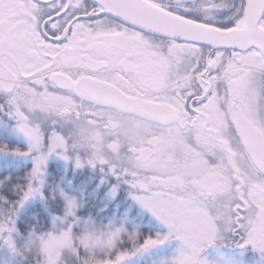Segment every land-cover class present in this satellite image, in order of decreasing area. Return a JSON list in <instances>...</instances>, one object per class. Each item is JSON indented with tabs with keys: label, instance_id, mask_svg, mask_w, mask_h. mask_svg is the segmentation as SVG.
Instances as JSON below:
<instances>
[{
	"label": "snow or ice",
	"instance_id": "obj_1",
	"mask_svg": "<svg viewBox=\"0 0 264 264\" xmlns=\"http://www.w3.org/2000/svg\"><path fill=\"white\" fill-rule=\"evenodd\" d=\"M2 117L28 146L0 153L32 159L0 191L12 256L23 236L34 264H129L171 241L160 264L264 260V0H0ZM53 154L114 177L113 197L126 184L162 230L46 191ZM37 198L61 211L22 235Z\"/></svg>",
	"mask_w": 264,
	"mask_h": 264
},
{
	"label": "trees",
	"instance_id": "obj_2",
	"mask_svg": "<svg viewBox=\"0 0 264 264\" xmlns=\"http://www.w3.org/2000/svg\"><path fill=\"white\" fill-rule=\"evenodd\" d=\"M9 144L10 146L27 148L26 143L10 132L0 130V144ZM59 162L50 161L48 163V177L46 183V191L56 188L57 185L64 187L67 190H73L81 195L85 204L81 208V212L87 214L96 212L103 208L102 215L105 218H120L127 220L129 223H135L144 230L156 231L151 225L149 216L139 210L137 207L131 208L132 199L127 197L129 194L125 186H119L116 195L113 197L108 191L110 187L100 185L96 180L95 175L91 173L85 180L77 182L74 172L65 171L59 165ZM32 167L31 157H18L11 154L0 153V191H8L9 189L16 190V185L23 183V179ZM67 172V173H66ZM84 173V172H83ZM87 175V172H85ZM66 176V180L64 179ZM85 177V176H84ZM89 178V179H87ZM71 179V180H70ZM68 180H70L68 182ZM106 205V207H105ZM61 209L58 207L57 201L45 202L39 198L31 201L21 211V219L18 221V227L22 235L27 234V226L35 225L43 221L45 224L51 223L53 213L59 214ZM129 211V212H128ZM166 250H155L149 252L148 255L132 258L129 264H159ZM34 264V261H31Z\"/></svg>",
	"mask_w": 264,
	"mask_h": 264
},
{
	"label": "rangeland",
	"instance_id": "obj_3",
	"mask_svg": "<svg viewBox=\"0 0 264 264\" xmlns=\"http://www.w3.org/2000/svg\"><path fill=\"white\" fill-rule=\"evenodd\" d=\"M0 129H6V130H9V131H11V132H13V134L16 136V137H18V138H20L21 140H23L26 144H27V146H28V141H27V138L24 136V134L23 133H21V132H19V131H17L16 129H15V126L14 127H11V126H8V125H6V124H2V125H0ZM50 161H62V162H64V165L65 166H70V164H68V163H66L65 161H63V159L62 158H59V157H57V156H55L54 154L49 158V161H48V163L50 162ZM110 190V189H109ZM119 190V189H118ZM117 190V191H118ZM109 193H110V191H108ZM111 194V193H110ZM127 197H130L131 199H132V197H131V195L130 194H128L127 195ZM132 204H131V208H133L134 206L135 207H137V209L136 210H139V211H142V212H144V213H146L148 216H149V218H150V223H151V225H153L154 227H155V229L156 230H162V226L160 225V223L157 221V219L149 212V211H147V210H145V209H142L133 199H132ZM134 209V208H133ZM129 212V211H128ZM175 244H176V242L175 241H171V242H169L168 243V245H166V246H163V247H161V248H158V249H154V250H152V251H155V250H158V251H161V250H166V249H169V250H171V248L172 247H174L175 246ZM152 251H150V252H152ZM207 254L210 256V258H214L216 255H217V251L215 250V249H208L207 250ZM145 255H148V253L147 254H145ZM249 256L251 257V254H249ZM159 264H160V262H158ZM260 264H264V260H261L260 261Z\"/></svg>",
	"mask_w": 264,
	"mask_h": 264
},
{
	"label": "flooded vegetation",
	"instance_id": "obj_4",
	"mask_svg": "<svg viewBox=\"0 0 264 264\" xmlns=\"http://www.w3.org/2000/svg\"><path fill=\"white\" fill-rule=\"evenodd\" d=\"M3 123L6 124V125H8V126H11V127H14V126H15V121H13L10 117H2V118H0V125H2ZM0 130L5 131V132H10V133L13 134V132H11V131H9V130H6V129H0ZM26 145H27V144H26ZM55 162H56V161H55ZM57 162L60 163L59 165H61V166L64 168L65 171L70 172V170H72V171L74 172V174L76 175V176H74L75 179H76V183L79 182L80 179H81V181L85 180V178H86L87 176H89L90 173H91L92 175H95V178H96V180L99 182L100 185H106V186H109V187L111 188L112 184L115 183V178H114V177H111V176H105V177H104V183L101 184V183H100V177H101L103 174L100 173L98 170H92V169H90V168L76 169V168H74L71 164H70V166H65V165H64V162H62V161H57ZM83 172H84V173H83ZM85 172H87V175L85 174ZM66 173H67V172H66ZM84 176H85V177H84ZM64 179L66 180V176H65V175H64ZM87 179H89V178H87ZM70 180H71V179H70ZM70 180H68V182H69ZM85 182H87V180H85ZM119 186H125V187L128 189V186H127L126 184H120Z\"/></svg>",
	"mask_w": 264,
	"mask_h": 264
},
{
	"label": "clouds",
	"instance_id": "obj_5",
	"mask_svg": "<svg viewBox=\"0 0 264 264\" xmlns=\"http://www.w3.org/2000/svg\"><path fill=\"white\" fill-rule=\"evenodd\" d=\"M20 247L24 251V256H12L7 249H0V264H31L36 256L37 250L35 245L24 248V237L20 239Z\"/></svg>",
	"mask_w": 264,
	"mask_h": 264
}]
</instances>
